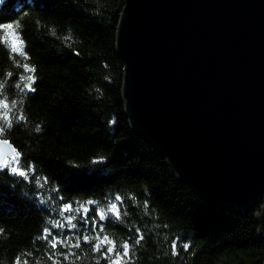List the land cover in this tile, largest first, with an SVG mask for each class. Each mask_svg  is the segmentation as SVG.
I'll return each instance as SVG.
<instances>
[{
  "label": "trees",
  "instance_id": "obj_1",
  "mask_svg": "<svg viewBox=\"0 0 264 264\" xmlns=\"http://www.w3.org/2000/svg\"><path fill=\"white\" fill-rule=\"evenodd\" d=\"M124 3L0 0V140L20 155L0 166V264H264L253 214L201 200L132 133Z\"/></svg>",
  "mask_w": 264,
  "mask_h": 264
},
{
  "label": "water",
  "instance_id": "obj_2",
  "mask_svg": "<svg viewBox=\"0 0 264 264\" xmlns=\"http://www.w3.org/2000/svg\"><path fill=\"white\" fill-rule=\"evenodd\" d=\"M116 51L132 133L264 239V0H125ZM12 158L0 140V166Z\"/></svg>",
  "mask_w": 264,
  "mask_h": 264
},
{
  "label": "snow or ice",
  "instance_id": "obj_3",
  "mask_svg": "<svg viewBox=\"0 0 264 264\" xmlns=\"http://www.w3.org/2000/svg\"><path fill=\"white\" fill-rule=\"evenodd\" d=\"M2 27L5 29V30H13V25L12 24H5V25H2ZM14 35V34H13ZM5 42H8L7 40V37L5 38ZM10 46H11V50L16 53H20L21 55L24 54L23 52V48H22V41H19V38L18 37H15L10 41ZM26 69L30 72L34 71V69H31V68H27V65H25ZM28 81L29 82H34V78L32 76H29L27 77ZM29 87H30V84H29ZM4 107H7V105H4ZM6 143V142H5ZM13 172H16L17 169L16 168H13L12 169ZM20 175H24L23 172H20ZM117 199H119V197H117ZM109 211H112V212H116V205L115 204H112ZM118 215V213H117ZM101 219H103V213L101 214ZM85 239H87V237H85ZM107 242L109 245H111L113 242L111 240L108 239V237H104L103 240L100 241V244H103ZM100 244H97L96 245V248L99 249L100 248ZM56 245L53 244V247H55ZM128 249H129V245L127 243H125L123 245V257H127L128 256ZM114 251V248L113 247H108L107 248V252L111 253ZM114 264H122V260L118 254V258L114 261Z\"/></svg>",
  "mask_w": 264,
  "mask_h": 264
},
{
  "label": "rangeland",
  "instance_id": "obj_4",
  "mask_svg": "<svg viewBox=\"0 0 264 264\" xmlns=\"http://www.w3.org/2000/svg\"><path fill=\"white\" fill-rule=\"evenodd\" d=\"M6 162H7V161H6ZM6 162H5V163H6ZM263 202H264V200H263ZM257 212H260V210L257 209Z\"/></svg>",
  "mask_w": 264,
  "mask_h": 264
}]
</instances>
